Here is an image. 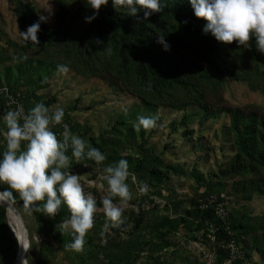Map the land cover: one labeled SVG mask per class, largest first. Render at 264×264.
Instances as JSON below:
<instances>
[{
	"label": "rangeland",
	"instance_id": "374dc122",
	"mask_svg": "<svg viewBox=\"0 0 264 264\" xmlns=\"http://www.w3.org/2000/svg\"><path fill=\"white\" fill-rule=\"evenodd\" d=\"M162 3L163 11L150 17L152 25L174 38H188L165 13L170 1ZM101 9L124 11L112 0ZM41 15L48 19L41 22L39 45H34L21 31ZM90 15L85 0H0V116L18 105L27 112L38 102L62 107V124L106 156L100 165L72 158L67 169L80 175L99 209L78 251L68 247L73 237L62 227L70 218L66 205L48 217L0 183V199L8 204L0 205V264H20V237L21 259L28 264H199L207 251L224 263V243L210 236L209 222L198 230L202 213L197 205L211 193L225 194L232 222L244 232L238 243L250 263L264 264V53L254 40L244 48L218 42L209 33L213 54L200 41L170 49L186 81L181 84L169 74L159 91L147 82L151 64L131 54L121 30L99 17L87 23ZM140 17L143 12L135 18ZM187 21L200 31L207 23L196 16ZM59 64L70 72L58 74ZM233 110L248 118L235 125ZM139 116L156 117V126L137 131L133 125ZM52 130L62 141V125ZM246 132L258 144L254 155L242 148ZM5 149L0 135V153ZM66 154L71 157V148ZM120 159L128 160L133 174L127 180L132 198L123 223L105 231L101 198L107 184L100 176ZM143 183L146 192L139 191Z\"/></svg>",
	"mask_w": 264,
	"mask_h": 264
},
{
	"label": "clouds",
	"instance_id": "9594fccd",
	"mask_svg": "<svg viewBox=\"0 0 264 264\" xmlns=\"http://www.w3.org/2000/svg\"><path fill=\"white\" fill-rule=\"evenodd\" d=\"M197 18L207 21L203 28L205 34H211L218 42L251 48L250 41H255L256 49L264 53V0H189ZM109 0H85L93 15L86 16L85 21L92 23L98 18L99 10ZM115 9H124L126 15L137 17L143 12L144 20L154 13L163 11L162 0H112ZM48 17L41 15L38 22L21 31L25 41L39 45L38 33L41 22ZM97 43H101L97 40ZM165 51L170 45L164 36L158 37ZM26 58V57H25ZM58 74H67L70 67L57 65ZM150 90V86H149ZM65 112L62 107L50 109L43 102L25 112L23 105L9 110L0 116L5 128L0 135L6 149L0 153V183H6L19 194L26 204L38 205L48 217H55L62 204L71 213L62 227L69 229L73 237L68 245L73 250H81L85 236L94 227V214L99 210L97 201L91 193H85L80 175L69 172L72 158L77 161L88 159L97 165L106 160V156L96 147L88 144L78 135L73 134L67 124H62ZM154 116L137 117L134 128L147 130L156 126ZM62 125L63 140H58L52 130ZM71 148V157L67 155ZM87 149V151H86ZM133 176L129 171L127 159L109 164L101 172L100 180L106 182L105 195L101 198L102 211L106 217L104 230L116 228L123 223L124 210L132 198L127 180ZM134 178V177H133ZM104 188V184H100ZM140 192L148 191L143 183ZM11 194V193H9ZM118 200V202H116ZM28 264V259L22 260Z\"/></svg>",
	"mask_w": 264,
	"mask_h": 264
},
{
	"label": "trees",
	"instance_id": "16d2710c",
	"mask_svg": "<svg viewBox=\"0 0 264 264\" xmlns=\"http://www.w3.org/2000/svg\"><path fill=\"white\" fill-rule=\"evenodd\" d=\"M169 1V6L165 11L166 15L179 22L188 33V38H174L164 27H160L161 29L158 32L152 25L150 18L148 20H144L143 17L135 18L126 15L124 11L119 9L116 11L111 9H100L98 15L99 19L108 20L111 28L121 30L124 41L129 43L132 47L131 54L137 58L143 56L148 60L149 64H151L150 74L152 80L147 78V82L153 86V89L159 91L162 90H160L158 86L165 84V79L166 77L169 78V74H175L178 77V82L181 84L186 81L184 69L178 64L175 53L171 52V50L165 51L163 46L158 43V37L160 35L166 38L167 43L170 45V49L188 48L192 46L191 44H195L194 41H200L201 47H204L209 54L215 52V46L211 41L210 34H205L203 31L195 29L188 23V19H195L194 10L189 3V0ZM202 56L206 61L210 62V57L204 50L202 51ZM232 113L235 118V125L238 123L242 124L248 118V115L240 110H233ZM241 144L243 150L249 155H254L258 150V144L250 140L247 132L242 136ZM197 206L198 212L202 213L201 221L198 224V230L206 229L205 223L207 222L215 223L218 227L221 226L220 222L215 218L211 211L203 212L200 210L199 204ZM69 214L71 215L70 211ZM231 224L234 233L233 236L228 235L222 228H220L219 232L215 235L217 243L225 244L230 238H234L240 242V238H242L244 232L236 230V227L232 222V217ZM259 251H261V249Z\"/></svg>",
	"mask_w": 264,
	"mask_h": 264
},
{
	"label": "built area",
	"instance_id": "2783aa9c",
	"mask_svg": "<svg viewBox=\"0 0 264 264\" xmlns=\"http://www.w3.org/2000/svg\"><path fill=\"white\" fill-rule=\"evenodd\" d=\"M225 201V194L211 193L201 200V203H199L201 211H211L221 224V226L218 227L215 223H207V229L209 230L210 236L214 239L220 228H222L230 236H233L234 234L231 224V215L225 205ZM224 248L226 252V260L224 263L218 261L217 254L215 252L207 251L200 255L199 264H255L250 263L246 253L243 251L236 239L230 238L224 244Z\"/></svg>",
	"mask_w": 264,
	"mask_h": 264
},
{
	"label": "bare ground",
	"instance_id": "6f19581e",
	"mask_svg": "<svg viewBox=\"0 0 264 264\" xmlns=\"http://www.w3.org/2000/svg\"><path fill=\"white\" fill-rule=\"evenodd\" d=\"M0 205H1V206H7L8 204L6 205V203L4 202V199H0ZM11 216H12L11 212L8 211V215H7V217L10 218ZM15 233H16V236H17V238H18V237H19V236H18V233H17V232H15ZM18 242H19V245L21 246L20 249H19V263L22 264V259H21L22 239H21V237L18 239Z\"/></svg>",
	"mask_w": 264,
	"mask_h": 264
},
{
	"label": "water",
	"instance_id": "95a60500",
	"mask_svg": "<svg viewBox=\"0 0 264 264\" xmlns=\"http://www.w3.org/2000/svg\"><path fill=\"white\" fill-rule=\"evenodd\" d=\"M13 207H14V206H13ZM17 212H18V211H17ZM18 213H19V212H18ZM27 245H28L27 247L29 248V247H30V242H28V244H27ZM14 264H15V263H14Z\"/></svg>",
	"mask_w": 264,
	"mask_h": 264
}]
</instances>
